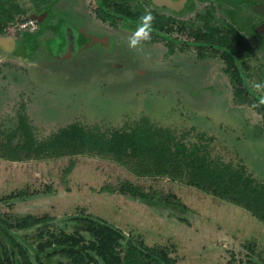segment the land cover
<instances>
[{
  "label": "rangeland",
  "instance_id": "1",
  "mask_svg": "<svg viewBox=\"0 0 264 264\" xmlns=\"http://www.w3.org/2000/svg\"><path fill=\"white\" fill-rule=\"evenodd\" d=\"M25 5L30 12L28 0ZM16 28L12 25L0 38V140L15 130L19 111L37 139L74 121L113 129L146 116L176 135L184 134L186 141H198L212 157L233 166L243 164L264 180L262 114L233 102L220 57L200 59L190 45L168 58L162 43H150L152 35L147 33L145 39L143 32L128 42L134 52L132 64L125 55L101 63L89 59L81 65L47 59L45 54L24 61L4 44L16 36ZM249 61L246 81L263 98L264 56L259 53ZM127 186L152 198L172 197L177 204L138 202L123 193ZM17 192L23 194L8 198ZM27 214L49 216L35 226L10 230L29 251L33 264L37 244L51 232L79 231L90 239L83 228L85 217L119 229L124 241L139 237L148 245H172L177 264H264V225L244 209L166 177L137 176L97 156L0 158V215L14 221ZM177 214L187 222H180ZM59 248L55 244L39 252L42 261H67Z\"/></svg>",
  "mask_w": 264,
  "mask_h": 264
},
{
  "label": "trees",
  "instance_id": "2",
  "mask_svg": "<svg viewBox=\"0 0 264 264\" xmlns=\"http://www.w3.org/2000/svg\"><path fill=\"white\" fill-rule=\"evenodd\" d=\"M28 1L31 11L38 8V13L51 14V0ZM28 10L25 0H0V35L27 15L36 14L39 19L37 12L30 13ZM49 26L43 23L35 33L19 31V43L26 47V50L20 51L19 43L16 46L15 52L20 55L21 60L34 58L35 49L40 46V37ZM156 26L162 27V22ZM51 39H46L47 46ZM201 47L209 48L213 53L218 52L223 58L224 71L228 73L233 86L234 102L248 103L261 113L264 129L263 107L256 106L255 101H260L247 87L242 75V59L254 55L247 40L235 30L226 31L222 35L217 29H208V32H203ZM51 50L49 45L50 54ZM183 136L184 134L176 135L169 127L152 123L144 116L130 125L113 129H102L98 125L86 126L74 121L45 139H37L26 115L19 111L15 130L0 140V158L23 161L90 155L109 159L137 176L166 177L210 194L244 209L264 225V180L254 177L243 164L233 166L220 158L212 157L198 141H186ZM14 137L16 141L12 142ZM123 193L148 205L175 207L173 203L177 204L172 197L152 198L137 191L134 186L125 187ZM22 194L17 192L8 195V198L20 197ZM175 217L180 222H187L183 216L177 214ZM47 218L49 216L46 214H27L9 221L0 215V264H33L29 251L13 237L10 230H23L40 224ZM82 219L83 228L91 238L85 240L79 231L71 234L51 232L36 246L34 259L37 264H45L39 252L55 244L60 247L57 252L67 259L58 264H177L171 254L172 245H148L139 237L124 241V234L114 226L89 217Z\"/></svg>",
  "mask_w": 264,
  "mask_h": 264
},
{
  "label": "flooded vegetation",
  "instance_id": "3",
  "mask_svg": "<svg viewBox=\"0 0 264 264\" xmlns=\"http://www.w3.org/2000/svg\"><path fill=\"white\" fill-rule=\"evenodd\" d=\"M51 1L53 9L50 15L48 12L38 13V8L30 13L37 12L40 15L39 19H35L37 27L32 32L38 31L43 23L50 25L48 30L52 39L48 46L57 60H73L75 64L81 65L90 62L89 59L101 63L125 55L132 64L134 52L128 48V42L132 39L135 41L143 32L152 35L150 43H162L168 58L176 50L183 53L185 47L191 45L200 59L218 56L223 60L218 52L213 53L209 48L201 47L203 32L217 29L224 35L226 31L235 30L247 40L254 54L242 59V75L247 87L255 94L246 77H249V60L256 59L259 53L264 56V0H203L202 5H199L201 0ZM86 1L87 5H83L82 2ZM164 1H169V4L162 3ZM201 8L203 11H200ZM161 22L162 27H157ZM183 34L189 39H185ZM48 46L42 44L46 50ZM109 66L112 67V64L109 63ZM224 67L222 73L230 82ZM261 84L264 90L263 81ZM231 87L234 102L232 84ZM258 101L260 103L255 101L256 106L263 107L264 111V97H258ZM243 104L248 103L236 105Z\"/></svg>",
  "mask_w": 264,
  "mask_h": 264
},
{
  "label": "water",
  "instance_id": "4",
  "mask_svg": "<svg viewBox=\"0 0 264 264\" xmlns=\"http://www.w3.org/2000/svg\"><path fill=\"white\" fill-rule=\"evenodd\" d=\"M159 2V1H158ZM157 2V3H158ZM162 3H168L169 4V1L168 2H166V1H164V2H162ZM46 14V13H45ZM29 17L30 18H33V19H36V14H30L29 15ZM28 33H35V32H28ZM19 34H20V32L19 31H17L16 33H15V37L14 38H10V39H7V40H5L4 41V44H6L7 45V49L11 52V53H15V49L17 48L16 46L18 45V43H19V40H20V37H19ZM0 38H3V36H1L0 35ZM6 38H9V37H6ZM45 44L46 43V39L45 40H41V42H40V46H39V48H37V49H35V52H34V55L36 56V55H41V54H45V57L47 58V59H54V60H57L56 59V56H53L52 54H50L49 52H48V50H46V49H44V48H42V44ZM19 48H20V51H22V50H26V47H25V45H23V44H20L19 43ZM28 49V48H27ZM41 52V53H40ZM35 56H34V58H35ZM18 58H20V57H18ZM33 59V58H32ZM32 59H30V60H32ZM30 60H24V61H30ZM58 61V60H57Z\"/></svg>",
  "mask_w": 264,
  "mask_h": 264
},
{
  "label": "built area",
  "instance_id": "5",
  "mask_svg": "<svg viewBox=\"0 0 264 264\" xmlns=\"http://www.w3.org/2000/svg\"><path fill=\"white\" fill-rule=\"evenodd\" d=\"M16 25V31L27 30L29 32H32L35 31L37 27L36 20L30 18L29 15H27L22 21L18 22Z\"/></svg>",
  "mask_w": 264,
  "mask_h": 264
},
{
  "label": "crops",
  "instance_id": "6",
  "mask_svg": "<svg viewBox=\"0 0 264 264\" xmlns=\"http://www.w3.org/2000/svg\"><path fill=\"white\" fill-rule=\"evenodd\" d=\"M47 38H52L51 33H50V30H48V29L41 35L40 41L41 40H45ZM59 60H60V62L65 63V60H61V58H58V61Z\"/></svg>",
  "mask_w": 264,
  "mask_h": 264
},
{
  "label": "clouds",
  "instance_id": "7",
  "mask_svg": "<svg viewBox=\"0 0 264 264\" xmlns=\"http://www.w3.org/2000/svg\"><path fill=\"white\" fill-rule=\"evenodd\" d=\"M144 38H145V39L148 38L147 32H145V34H144Z\"/></svg>",
  "mask_w": 264,
  "mask_h": 264
},
{
  "label": "bare ground",
  "instance_id": "8",
  "mask_svg": "<svg viewBox=\"0 0 264 264\" xmlns=\"http://www.w3.org/2000/svg\"><path fill=\"white\" fill-rule=\"evenodd\" d=\"M12 62V61H11ZM49 63V62H48ZM51 64V63H50ZM54 68V67H53ZM92 99V98H91Z\"/></svg>",
  "mask_w": 264,
  "mask_h": 264
}]
</instances>
